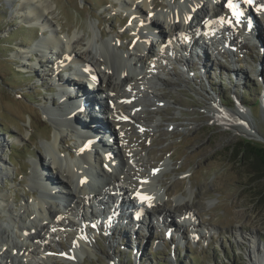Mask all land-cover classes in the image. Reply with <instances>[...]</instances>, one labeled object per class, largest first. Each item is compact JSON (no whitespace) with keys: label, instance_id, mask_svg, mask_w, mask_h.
Returning a JSON list of instances; mask_svg holds the SVG:
<instances>
[{"label":"rangeland","instance_id":"rangeland-1","mask_svg":"<svg viewBox=\"0 0 264 264\" xmlns=\"http://www.w3.org/2000/svg\"><path fill=\"white\" fill-rule=\"evenodd\" d=\"M45 1L49 6L46 18L50 26L42 28L26 25L13 16L11 7L15 8L18 0L10 4L0 0V139L4 140L0 154L9 167L8 172L4 170L0 175V194L6 196L5 206L0 208V244L3 247L12 246L11 252H17L20 243L32 241L31 232L27 234L21 231L25 224L30 227L42 223L34 209L38 202L47 206L50 204L51 208L65 214L60 201L52 204L51 199L44 201L40 197L41 189L36 185L32 172L33 162L39 164L38 170L42 167L41 171H37L40 175H36V179L53 182L57 185L51 186L55 195H62L61 199L70 203L59 193V190L64 189L59 180L65 179L51 169L47 151H52L56 160L64 163L78 144L77 133L70 131V124L86 118L83 114L73 119L68 115L60 117L55 111L52 117L49 115L51 112H46V109L51 108L50 105L57 103L59 96L53 89L50 61L46 59H54L55 55L44 54L43 63L45 60L47 62L44 67L41 66L43 73L33 68L36 66L34 58L41 54L40 43L51 38L54 30L61 38L69 34L84 42L91 35V27L103 33L101 40L109 50L112 48L110 51L122 56L126 73L143 71L140 63L134 62V55L138 52L136 42L131 43L129 30L130 24L135 21L128 18L131 10L124 8L121 4L123 0ZM155 1L161 5L153 9L149 17L155 25L164 29L165 25L156 21V17L164 10V3L170 0ZM260 3L264 5V0H260ZM253 11L257 18L254 22L259 38L255 35L252 39L249 38L251 35L245 37L240 33L241 30L236 29L239 33H234V36L240 43L234 44L229 52L222 54L219 51L214 55L212 50L215 45L207 43L204 55L206 52L208 55H203L201 61L189 55L185 59L189 67L178 60L165 61L161 52L162 58L155 60L157 68L152 71L158 78L143 82L158 91L161 97L157 101V98L147 94L141 96L144 108L148 110L147 121H150L152 128H146L149 134L141 137L128 125V134L134 138L131 143L138 156L146 160V164L144 168L130 164L128 169L140 174L150 171L151 166H158L162 162L167 164L166 172L157 178L162 206L170 215L167 220L160 214L144 215L143 223L135 230L132 225L128 226V218L122 224V218L118 215L105 216V222L101 224L106 228L99 229H107V234L99 231L95 237L88 232L92 240L87 242L88 254L80 253L77 260L71 263L58 258L60 252L56 250L62 246L71 249L74 237L71 240L67 234H56L57 228L55 234L50 235L53 243H46L50 252L41 250V254L45 253L43 255H49L52 259L47 264H249L248 259L253 253L264 260V178L256 177L255 171L246 161L235 157L234 150L246 142L264 146V12L258 14L255 9ZM236 26L240 27V23ZM114 35L123 37L118 42L120 48L112 46ZM155 37L148 44L157 48L160 38ZM239 37H243L242 40ZM23 47L31 51L21 58L19 50ZM175 54H182V51H176ZM202 61L204 69L200 70ZM183 65L185 71L178 68ZM152 103L160 104L159 108L153 109ZM215 109L232 113L243 111L247 115L243 118L253 130L246 125L227 127L219 123L213 117V113L217 112ZM154 121L160 124L159 128L154 127ZM53 131L61 133L56 146L49 144ZM158 135L162 136V140L155 144L153 140ZM139 140L143 144L141 147L137 144ZM110 143L105 141L108 147ZM111 193L118 195L114 190ZM186 205L192 212V218L187 221L178 216L183 212L181 207ZM25 207L30 209V214L23 213ZM167 227L174 230H168L166 235ZM247 234L254 236L253 242H250L251 238H247ZM40 236L47 237L43 231ZM4 239L7 243H4ZM34 243L32 245L39 251L38 245ZM17 255L20 253L17 252ZM82 256L85 257L82 259ZM15 258L12 264H17ZM0 264H5L1 256Z\"/></svg>","mask_w":264,"mask_h":264},{"label":"bare ground","instance_id":"bare-ground-1","mask_svg":"<svg viewBox=\"0 0 264 264\" xmlns=\"http://www.w3.org/2000/svg\"><path fill=\"white\" fill-rule=\"evenodd\" d=\"M5 1L9 2L10 4L14 0ZM174 1L175 0H173V4L165 6V10L160 12L159 15L156 17V21H160L162 24L165 25L164 29H161L158 25H155L150 20V17L148 15L149 12H152L153 9L159 6L158 1H121V4L124 6V8L131 10V15L133 19H137L142 23L138 31L139 41L135 43L136 50L138 53L134 55L136 57L134 61L135 64L137 62L140 63V66L143 69V71L140 72L135 71L131 74L126 73L124 70L122 56L116 51H110L112 50V48H110L109 50L105 42L101 40L103 33L101 31H95L91 27V35H89L84 42L81 41V38H75L74 36L71 37L69 34H67L65 38H61L54 30L51 38L43 40L40 43L41 52L39 51V53L41 54H38V56L42 55V57H37V69H41V66H45V64L43 63V58L45 57V55H55L57 57L61 53L67 51L70 53L69 56H72L73 58V60L70 62V65L76 67L75 71L77 72L76 77L78 79H85L86 77L85 74L81 71L82 64L87 65V67H89L99 75V92L102 94L101 95L99 92H97L93 94V96L88 93V91L90 90L87 86L85 87V89H82L79 84H75L74 86L66 85L68 88H72L71 93H68L67 90L66 93H64V91L58 92L59 97H66L65 102L61 103L60 101L57 104L53 103L54 107L50 105L51 108L46 109V112H51L49 113V115H52V112L55 111V114L61 117L62 115L71 116L70 113L72 112V109H81L83 112H86V114L90 113L92 114V116H94L96 114H93L92 111L94 109H97L96 107L98 105H100L101 107L104 106L106 109L104 111L105 117L106 119H108L107 121L109 122L99 121L94 117L92 118V123L89 125L85 122H83L82 124V122L75 123L74 121H72L70 124V131L74 134L76 132L77 136L79 132L76 129L88 133L89 136L97 138L95 145L99 146L100 143H103V138L106 137V131L109 130V135L112 134L113 136L108 137L106 140L111 142L110 146L112 148L116 146V148L118 149V152H116L117 155L115 156V153L110 151V146V148L102 146L101 147L102 150L104 152H107L109 156L112 155V157H114L116 160H119L120 164L117 167V171H115L114 173L110 171V163L112 161L110 163L107 162L106 164L102 165L103 161L101 159V156L98 154V151H95L94 154V165H91L90 162L85 159V156H82L83 161L86 162L88 166H98V171L102 179V182L100 184H97L95 187L89 188L88 186L84 185L85 179L83 178V175L90 176V170H88V167L76 166L75 162L72 165V160L70 159V156V158L67 157V160L62 163V160H56V157L52 151H47V154L49 155V165L51 166V169L63 176L65 179L64 181L59 180V183H61L63 185L62 187L64 188L62 190H59V193L63 194V196L66 197L70 203L63 205V212L65 213L63 214L60 210H55L51 208L50 204L49 206H47L38 202L35 205L34 209L40 215V220H42V223H37L30 227L25 224V226L21 228V231L31 232V242L33 243L35 241L36 244H38L39 251L36 250L35 246L32 245L31 242L24 241L20 243L19 246L16 245V248L18 246L17 252L21 253L20 255H17L11 252L12 246L8 245L5 248L3 247V245L0 244V256L4 259L5 264H9V262L10 264H12V260H14L15 257L17 264H47L48 262H51L52 259L49 258V255H43L45 253L41 254V250H43V252H50V249H48L46 242L44 243V239H42V237L40 236V232L43 231L49 235H54L55 230L59 227H63L65 229V227L73 226L75 230H79V235L76 239H73L74 245L79 248V253L88 254V249L86 246H89V244L87 242H92V240L91 237L88 235V227H86V225L84 224L88 223L85 219V217H87V202L91 201L92 203L95 199H97L99 203L101 202L103 204V196L110 195L109 192L111 190H116L118 188L122 190L120 199L123 205H126L128 203L130 204V202H134L133 200L139 199L137 195L138 193L141 196L151 197L150 201H140L138 203V206L135 205L137 211L142 210L141 212L144 214H160L163 217L165 216V219L170 216L169 212L162 206L163 201L161 198V188H159V185H157L160 184L157 178L159 177V175L164 174L166 172L167 164L165 162H162L152 172H148L147 174H141L139 176H136V172L133 173L130 169H128L129 164H132L139 168H144L146 160H144L141 156H138L135 147L131 145V141H133L134 138L128 135L127 128H129V124L132 126V128L136 126L143 130L149 128L150 126L152 127V124L149 125L150 121H147L149 119L147 117L148 110L144 108V101L140 99V97L142 95L147 94L149 96L157 98L156 100L158 101L161 95L158 93V91L152 89L148 85L145 86L143 82H149L153 78H158V76L152 72L157 68V66L154 65L155 60H157L159 57L162 58L160 53L163 51H174L170 44V39H178L179 33L184 31H186L184 32V34L186 35H189V33H194L191 28L193 25L196 24L198 29L204 31V33L201 34L202 36H204V39H209L211 42L214 37L211 36V33L207 32V29L210 31H216L218 30V28L214 24H204L203 26H201L199 22V17L202 14L203 17H205L206 13H210L209 19L212 18L213 22L215 20H227L228 22H231L232 19L231 17H228V15H232H230L229 10L225 5L226 1L223 0H186L184 1V3L179 4H174ZM186 3L187 5H185ZM208 5L210 6L209 11H207ZM12 7L11 13H13V16H17L18 19H20V21H23L26 25L41 26L42 28L50 26V22L46 18V13L49 10V6L45 0H18L17 4L15 5V8L12 9ZM181 8H184V10H181ZM232 17L235 18L234 16ZM146 24L151 27L153 32L156 31L157 35H154L159 36L160 38V44L159 46H157V48H154V46L148 44V42L151 40V37H149L144 30V26ZM236 25H238V23H235L234 21L231 22V26L233 28H235ZM250 25L253 26L252 31L254 32V34L252 36L255 35L256 38H259V31L255 30L256 22L251 23ZM242 31L244 30L242 29ZM193 37L194 35L191 38ZM198 40L199 39L197 38L194 40V42H198ZM226 41L228 42V44L239 42L236 37L230 38V35L229 38L222 39L223 44ZM205 42L206 41L204 40V44ZM117 48H120V45H118ZM200 50L204 54L205 49L201 47ZM19 51L22 55L21 58H24L26 56V53L30 52L31 50H29L28 47H23L20 48ZM196 51L197 50L193 49V54H195ZM55 56L54 58H56ZM195 56L198 61H201L200 58L203 57V55L200 53H197ZM65 57H67V54L63 57L64 60ZM202 63L203 65H200V70L204 69V62L202 61ZM68 66L69 65L64 66V68H68ZM66 75H69V73L66 72ZM57 79L63 80V78L59 76H57ZM74 96L75 98L73 99ZM69 99H71V101L73 102V106H68ZM175 100L179 101L178 98H176ZM109 101H111V104H109ZM81 102H85L86 105L84 107H81L79 105ZM65 107L68 108L65 109ZM152 108L157 110L159 107L158 105L152 103ZM243 116L246 118V113L239 110L233 113L228 110H220L218 112L213 113V117L217 119L219 123L227 127H239L246 125L248 128H250V130H253V127H251L247 123V120L243 118ZM239 118L244 119L242 121L243 123H240L238 121ZM154 122V127L159 128L160 124L157 121ZM60 134V131H53L52 138L49 141V144L56 146V143L58 142V140H60ZM89 136L79 135L78 141H81L83 138ZM161 140L162 136L158 135L154 138L153 143L159 144ZM137 144L140 147L143 146L140 140ZM3 147L4 140L0 139V151ZM56 150L60 152L58 148H56ZM150 154H152V152H150ZM38 165V163L33 162L32 172L36 181V185L38 186V188L40 187L43 192H52L54 194V191L51 190V186L54 185L53 182H45L43 179H36V175L37 177L40 175L37 171H41L42 169L41 167L40 170H38ZM4 170L5 172H8L9 167H7L6 162L3 160V157L0 154V175L3 174ZM45 174L49 175L47 172H45ZM55 186L57 185H54V187ZM127 191L130 192L132 197H130L128 194L125 195ZM122 198H124V200ZM5 202L6 196L0 194V208L5 206ZM52 204H55L54 200ZM181 208V211H186L192 215V213L190 212V208L187 205L182 206ZM23 213L28 215L31 212L29 208L25 207ZM70 215H73L72 217L74 218L76 217L80 220L82 219L84 223L82 222L83 225L81 226L83 228H80L79 226L77 227L76 223L70 219ZM20 217L21 216H19V218ZM45 218H48L49 221L45 222ZM103 222L105 221H99V228L101 229L106 228L104 226L102 227L101 223ZM64 223L66 224L64 225ZM125 228L126 227H124V229ZM247 235H249V237L247 238H251L250 242H253L254 236L250 234ZM3 241L4 243H7L5 239ZM70 254L71 256L73 255L72 252ZM74 260H76V257H74ZM248 260L249 264H264V260L255 256L254 253L249 257Z\"/></svg>","mask_w":264,"mask_h":264},{"label":"trees","instance_id":"trees-1","mask_svg":"<svg viewBox=\"0 0 264 264\" xmlns=\"http://www.w3.org/2000/svg\"><path fill=\"white\" fill-rule=\"evenodd\" d=\"M234 150L235 157L246 161L251 166V169L255 171L256 177L264 178V146H256L246 142L239 144Z\"/></svg>","mask_w":264,"mask_h":264},{"label":"snow or ice","instance_id":"snow-or-ice-1","mask_svg":"<svg viewBox=\"0 0 264 264\" xmlns=\"http://www.w3.org/2000/svg\"><path fill=\"white\" fill-rule=\"evenodd\" d=\"M245 3H251L252 0H244ZM227 7L232 10L233 16L236 19V22L239 23V17H240V13L238 11H236L237 5L232 3V0H229ZM138 198L143 202V201H150L151 197L148 196H141L139 193L137 194ZM150 206V205H149Z\"/></svg>","mask_w":264,"mask_h":264},{"label":"water","instance_id":"water-1","mask_svg":"<svg viewBox=\"0 0 264 264\" xmlns=\"http://www.w3.org/2000/svg\"><path fill=\"white\" fill-rule=\"evenodd\" d=\"M241 123V122H240Z\"/></svg>","mask_w":264,"mask_h":264}]
</instances>
